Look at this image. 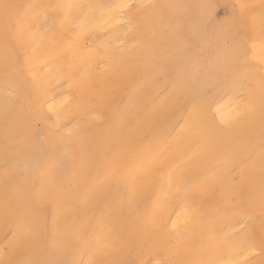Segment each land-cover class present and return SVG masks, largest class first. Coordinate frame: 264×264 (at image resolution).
Here are the masks:
<instances>
[{
    "label": "bare ground",
    "instance_id": "bare-ground-1",
    "mask_svg": "<svg viewBox=\"0 0 264 264\" xmlns=\"http://www.w3.org/2000/svg\"><path fill=\"white\" fill-rule=\"evenodd\" d=\"M143 1L5 0L40 6L22 10L29 16L48 11V18L28 21L31 40L24 45L6 41L0 20L4 264H215L227 255L221 230L249 218L237 201L256 215L264 211V0H150V7H134L130 58L89 100L83 85L94 76L95 59L103 73L97 51L105 53L106 32L95 26L78 32L73 20L83 17L75 10L53 21L45 6ZM241 3L251 6L244 39L256 45L245 60L236 55L241 34L232 22L233 6ZM67 41L78 50L75 60ZM53 49H65L62 62L53 60ZM45 65L52 68L46 94L38 93L32 77ZM69 74L71 81L60 79ZM9 84L15 85L11 97ZM97 103L103 108L92 109ZM246 105L254 107L251 114ZM237 112L244 115L237 118ZM88 114L97 124L85 120ZM41 192L47 193L43 200ZM185 201L195 209L188 230L153 228L149 217L163 224ZM28 227L39 231L28 234ZM251 228L258 251L250 259L264 264L258 256L264 255V231L258 223ZM13 232L20 236L14 246ZM116 235L126 242L114 246Z\"/></svg>",
    "mask_w": 264,
    "mask_h": 264
},
{
    "label": "snow or ice",
    "instance_id": "snow-or-ice-1",
    "mask_svg": "<svg viewBox=\"0 0 264 264\" xmlns=\"http://www.w3.org/2000/svg\"><path fill=\"white\" fill-rule=\"evenodd\" d=\"M22 7L23 9H36L40 6L32 4L19 6L6 3L5 0H0V20L3 22L6 41L15 40L17 43L24 45L31 40L30 25L28 21L35 19L38 16H44L45 19H47L48 11L33 12L32 15L29 16L28 12L22 10ZM45 7L54 13L52 17L53 21H62L67 17L69 11L75 10L78 17H83L79 22L73 20V24L78 29V32H85L93 26L100 31H105L106 36L104 38L105 43L103 46L105 48L104 58H106L107 64H105L104 67L106 70L116 73L126 66L130 58L127 54V37L137 27L130 18L132 15V9L134 7L147 8L149 6L143 4L137 6L128 3H119L102 5L55 4ZM207 7L212 8L213 5H207ZM249 7L251 6L243 3L233 6L234 14L232 22L233 25L240 30L241 34V41L237 46L236 55L241 60H245L250 55H253L256 48L255 43L244 39L243 28L247 16L245 10ZM262 17H264V13H262ZM13 19L16 21L14 27L10 23ZM102 25H106L107 27H103ZM124 28H127L126 32L122 31ZM44 31L47 33V26H45ZM134 46L135 45H133V47ZM259 47L264 49V41H261ZM66 50L71 51L73 60L77 58L78 50L74 46V41H67ZM63 51H65V49H53V60L55 62H62ZM26 60L27 57H25V61ZM17 62H19V56L17 57ZM260 62L264 63V56L261 57ZM51 72L52 68L47 65L44 66L43 71L36 69L32 70L33 81L35 82L38 93L46 94L47 76ZM60 79L67 82L71 81L73 77L70 74L68 76L61 75ZM7 87L11 90L8 91L6 95L10 97L14 96L15 85L9 84ZM51 107L52 106L50 105V109ZM245 111L251 114L254 111V107L252 105H246ZM243 115L244 112L236 113L237 118ZM260 119L262 127H264V82L261 84ZM46 197V192L40 193V198L42 200ZM194 212V207L188 205L185 201L180 203L177 210L171 213V216L176 217L174 220L171 219L170 216L169 219L162 224L159 220H155L152 217H149L148 219L155 229L165 228L170 232H180L188 230L192 225ZM247 220L248 218L241 217V220L238 222V227L236 224L227 223L224 229L221 230L220 235L226 237L227 255L225 258L216 261L215 264H252L250 257L254 256L258 249L255 233L251 226L248 225ZM261 228L262 231H264V211L261 213ZM38 231V227H28L25 229V232L28 234H35ZM19 238L20 236L16 232L12 233L10 240L7 235L5 236V239L9 240V244L12 246L16 244ZM112 242L114 246L122 245L126 242V238L116 235L113 237ZM259 244L261 248H264V236L261 237ZM0 264H4V262L0 261ZM37 264H46V262L40 261L37 262ZM48 264H50V262H48ZM160 264H164V262L162 261ZM194 264H200V262H194Z\"/></svg>",
    "mask_w": 264,
    "mask_h": 264
},
{
    "label": "rangeland",
    "instance_id": "rangeland-1",
    "mask_svg": "<svg viewBox=\"0 0 264 264\" xmlns=\"http://www.w3.org/2000/svg\"><path fill=\"white\" fill-rule=\"evenodd\" d=\"M143 5H148L149 7L152 4V1L147 0V1H143ZM217 14L219 15V17L224 15L223 9L219 8L217 10ZM131 37V34L128 35V37ZM105 38V35H102V39ZM85 47H88L91 42L85 41ZM99 52V55L97 56V59L101 61V64L103 65V68L101 69V71L103 72L102 74H99L97 72V68H96V59H95V64L91 70V72H94V76H91L88 81L83 85V90H84V97H88L89 100H95L96 99V94L100 91H102L104 89V84L103 81L107 80V81H112L115 78V74L113 72H110L108 70H106V68L104 67L105 64H107V60L106 58H104L105 53L103 51H97ZM101 75V76H100ZM79 93H73L71 99L72 101H74L77 97H78ZM7 99H9V97H7ZM104 104L102 103H97L96 105H92V109L98 108V110H100L101 108H103ZM85 120L90 122L92 125L97 124V120L96 118H94V116L91 115H84ZM234 179H237V176H232V181ZM237 205L240 208V211L246 213V216H248V221H250V226H253L255 224H260L261 225V214L256 215L254 212L249 211V205L247 203H245L244 201L238 200L237 201ZM262 251H260L258 253L259 257V262L260 261H264V255H262Z\"/></svg>",
    "mask_w": 264,
    "mask_h": 264
}]
</instances>
